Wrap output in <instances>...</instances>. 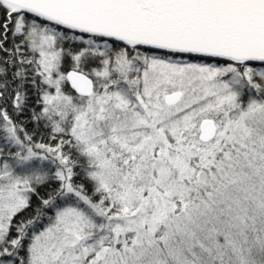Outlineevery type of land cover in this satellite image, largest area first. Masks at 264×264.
Wrapping results in <instances>:
<instances>
[{
    "label": "snow or ice",
    "instance_id": "snow-or-ice-1",
    "mask_svg": "<svg viewBox=\"0 0 264 264\" xmlns=\"http://www.w3.org/2000/svg\"><path fill=\"white\" fill-rule=\"evenodd\" d=\"M0 264H264V0H0Z\"/></svg>",
    "mask_w": 264,
    "mask_h": 264
}]
</instances>
